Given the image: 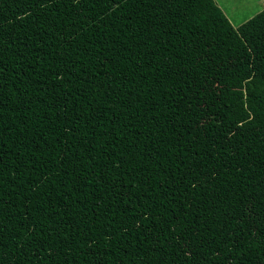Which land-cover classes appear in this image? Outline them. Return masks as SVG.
Wrapping results in <instances>:
<instances>
[{
	"label": "trees",
	"instance_id": "16d2710c",
	"mask_svg": "<svg viewBox=\"0 0 264 264\" xmlns=\"http://www.w3.org/2000/svg\"><path fill=\"white\" fill-rule=\"evenodd\" d=\"M0 264H264V8L0 0Z\"/></svg>",
	"mask_w": 264,
	"mask_h": 264
},
{
	"label": "rangeland",
	"instance_id": "374dc122",
	"mask_svg": "<svg viewBox=\"0 0 264 264\" xmlns=\"http://www.w3.org/2000/svg\"><path fill=\"white\" fill-rule=\"evenodd\" d=\"M234 27L264 8V0H216Z\"/></svg>",
	"mask_w": 264,
	"mask_h": 264
}]
</instances>
